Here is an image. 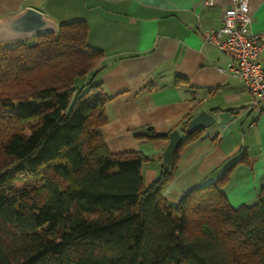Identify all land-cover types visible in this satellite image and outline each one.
I'll use <instances>...</instances> for the list:
<instances>
[{
    "label": "trees",
    "instance_id": "trees-1",
    "mask_svg": "<svg viewBox=\"0 0 264 264\" xmlns=\"http://www.w3.org/2000/svg\"><path fill=\"white\" fill-rule=\"evenodd\" d=\"M87 36L76 20L0 43V264H264V183L255 204L236 208L222 190L250 165L246 152L170 203L171 167L144 184L146 157L105 144L103 53ZM192 117L171 166L202 132L187 131Z\"/></svg>",
    "mask_w": 264,
    "mask_h": 264
},
{
    "label": "crops",
    "instance_id": "crops-1",
    "mask_svg": "<svg viewBox=\"0 0 264 264\" xmlns=\"http://www.w3.org/2000/svg\"><path fill=\"white\" fill-rule=\"evenodd\" d=\"M231 1L0 0V16L28 6L57 23L86 22L88 44L103 53L98 77L109 97L101 135L112 153L139 151L146 157L144 184L163 169L169 133L188 116L210 112L216 123L180 150L162 195L176 203L246 152L250 165H236L222 189L236 208L255 204L264 183V112L249 109L252 97L229 68L230 57L201 36L220 26ZM249 3L251 30L264 31V0ZM147 128L163 137L146 138Z\"/></svg>",
    "mask_w": 264,
    "mask_h": 264
},
{
    "label": "built area",
    "instance_id": "built-area-1",
    "mask_svg": "<svg viewBox=\"0 0 264 264\" xmlns=\"http://www.w3.org/2000/svg\"><path fill=\"white\" fill-rule=\"evenodd\" d=\"M251 21L249 0H232L222 13L220 26L202 30L201 36L230 57L229 68L252 97L249 109L260 114L264 112V31H252Z\"/></svg>",
    "mask_w": 264,
    "mask_h": 264
},
{
    "label": "water",
    "instance_id": "water-1",
    "mask_svg": "<svg viewBox=\"0 0 264 264\" xmlns=\"http://www.w3.org/2000/svg\"><path fill=\"white\" fill-rule=\"evenodd\" d=\"M58 31V23L42 11L33 7H24L16 13L0 16V43L31 41L40 34H51ZM216 118L208 111H200L187 123V131L204 129L216 123ZM183 140L178 129L168 135V143L162 152L165 174L172 163V158Z\"/></svg>",
    "mask_w": 264,
    "mask_h": 264
},
{
    "label": "rangeland",
    "instance_id": "rangeland-1",
    "mask_svg": "<svg viewBox=\"0 0 264 264\" xmlns=\"http://www.w3.org/2000/svg\"><path fill=\"white\" fill-rule=\"evenodd\" d=\"M37 38H34L33 40H36ZM89 74L88 75H85L81 78H78L76 81H75V87H79L81 86L82 84H84L88 79H89Z\"/></svg>",
    "mask_w": 264,
    "mask_h": 264
}]
</instances>
